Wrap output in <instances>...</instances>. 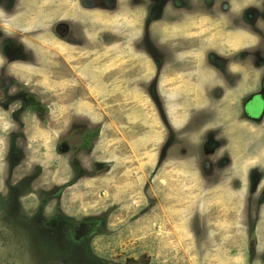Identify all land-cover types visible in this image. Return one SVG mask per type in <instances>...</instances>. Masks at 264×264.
<instances>
[{"label":"rangeland","instance_id":"1","mask_svg":"<svg viewBox=\"0 0 264 264\" xmlns=\"http://www.w3.org/2000/svg\"><path fill=\"white\" fill-rule=\"evenodd\" d=\"M59 2L63 15L43 17L27 38L6 29L18 16L0 20V264H264V207L248 204L243 180L201 184L196 158L184 160L196 154L190 128L175 133L164 115L169 102L199 112L187 81L221 67L208 49L218 41L191 29L198 19L226 25L231 9L238 26L260 34L264 0ZM60 19L64 41L52 31ZM182 22V32H167ZM257 50L258 69L239 75L252 93L264 76ZM253 107L264 111L262 96ZM248 164L231 170L241 177Z\"/></svg>","mask_w":264,"mask_h":264},{"label":"crops","instance_id":"2","mask_svg":"<svg viewBox=\"0 0 264 264\" xmlns=\"http://www.w3.org/2000/svg\"><path fill=\"white\" fill-rule=\"evenodd\" d=\"M82 6L81 3L78 4V9ZM30 8L32 9L31 13ZM63 8L59 0H20L17 3V13L0 15V18L6 21L12 16H18L15 28L6 26V29L10 30L8 32L11 36L18 34L21 37L27 38V33H31L29 32L30 26H36V23L43 17H48L54 11L63 15ZM187 18L184 17L182 20H187L188 24L192 23L193 19L189 16ZM230 18V16L225 18L227 19L226 25L220 21L219 23H214L211 27L208 26L211 23L209 18L207 19L206 17L204 20L199 18V21L196 22V27L191 28H198L200 33L205 31L203 33H207L206 36L209 38V41L211 37L218 41L216 47L210 46L208 49L210 51L212 49L210 55H215L214 57L224 62L222 65L221 60L220 63L216 61L215 65L220 64L222 66L221 69L225 68L224 73H221L219 68L216 69L213 65L207 64L208 67L206 69L199 70L198 73L200 75L197 76L198 78L194 76L187 81V84L192 89L190 92L186 88L185 93L186 97L191 100L192 106L189 105V107L198 109L199 112H194V110L191 112L192 114L187 115L183 105L173 107L169 102L164 115L168 123L167 127H170L175 133L184 135L185 127L190 128L187 137L192 143L187 140L186 147L193 146L196 154H192L190 149L185 155L186 159L184 160H188L190 164L189 159H192V157L196 158L200 166L197 174L201 184L203 182L208 183L211 180L216 183L217 180L221 179H235L234 183L241 184L243 180L245 189L250 194L248 204H251V206L255 205L258 210H261L264 207V111L258 114L257 109H254L252 106H259V99L255 100V103H252V101L255 96L264 97V76L258 87H255V90L258 89L257 92L252 93L251 81L244 82L241 80L242 76L239 77V75L242 73L246 74L248 70L258 69V67L254 68V56L257 53L253 51L259 48L264 49V33L258 34L250 28H233L230 26ZM88 19L89 17H87ZM86 23L89 22L86 21ZM5 25H7V21ZM182 25H184L183 22L180 26L168 28L167 32H182L184 30ZM196 45L198 49L201 48L200 43H196ZM238 53H241V63H237L234 60V56ZM175 59L165 61L163 68H166V71H168V68L175 66ZM186 59L194 63L193 59ZM179 62L182 63L184 60L177 59L175 61V63ZM193 66L195 67V64ZM198 66L205 67V63ZM225 75L236 76L239 80L238 84L235 87L229 85L227 79H225L227 78ZM248 76L246 75L245 78L248 79ZM20 77L26 82L32 79L27 74L22 73H20ZM186 77V79L190 78L189 76ZM158 78L159 75L154 74L152 81ZM217 92H223V95L215 97ZM244 94L245 99L244 97L239 99ZM171 99L177 98L171 96ZM177 101L179 100L177 99ZM177 101L176 104H179ZM248 103L252 105L247 108ZM198 113H200V119L195 118V115H198ZM196 121L197 124H195ZM183 123L185 124L183 125ZM177 124L181 125V127L173 126ZM193 124H195L194 127ZM220 126L223 127V133L218 135L213 131ZM224 148L226 149L225 153L222 152ZM243 161L249 164L247 168L242 170L243 174L239 177L231 168L235 162L240 163ZM231 172L232 176H226ZM255 172L259 174L258 183L253 181V174ZM233 173L235 174L234 176ZM224 176L228 178H223ZM251 206L248 207L251 208Z\"/></svg>","mask_w":264,"mask_h":264},{"label":"flooded vegetation","instance_id":"3","mask_svg":"<svg viewBox=\"0 0 264 264\" xmlns=\"http://www.w3.org/2000/svg\"><path fill=\"white\" fill-rule=\"evenodd\" d=\"M20 0H0V15H2V16H4L5 14H13V13H15L16 12V9H17V3L19 2ZM110 1H112V0H110ZM117 1V0H116ZM183 1H185V2H183ZM182 2H181V0H179V2H181V4H183L182 6L184 7V6H186V4H187V1L188 0H183ZM81 4L83 5V4H86V0H81ZM86 7H87V5H86ZM226 10V9H225ZM227 12H228V16H230V17H232V16H235V15H233V11L231 10V9H227L226 10ZM245 14H246V10L244 11V13H243V15L241 16L242 18H246L245 17ZM237 17V16H236ZM236 17L235 18H231V19H233V22H230V26L231 27H233V28H238V29H242L243 28V26H238L240 23H238L235 19H236ZM238 18V17H237ZM253 18V17H252ZM252 18H249V19H247L246 20V22H249V23H251V20H252ZM0 20L2 21V19L0 18ZM59 22L57 23V25H58V28L56 27H53V34H55V36H57V38L58 39H60L61 41H64L63 39H65L66 38V36H67V32H66V30L64 29V27H61L62 26V22L64 21V20H58ZM66 21V20H65ZM259 21H260V26H261V33L260 34H262V33H264V16L261 18V19H259ZM263 27V28H262ZM250 29H252L251 27H249ZM253 30V29H252ZM254 32H256L255 31V29L253 30ZM4 33H6V32H4V30H0V35H2V34H4ZM256 33H258V32H256ZM28 34V33H27ZM21 37V36H20ZM57 39V40H58ZM14 42H16V41H14ZM7 44H12V41H8L7 42ZM16 44H17V42H16ZM21 47H23L22 46V44H21ZM256 62V61H255ZM222 67V66H221ZM221 67H218L219 69L221 68ZM22 85H26V86H28V84L27 83H23ZM260 97L259 96H255L254 98H253V101H252V103L255 101V100H258ZM263 99H264V97H263ZM255 103V102H254ZM250 105H252L251 103H248V105H247V108L250 106ZM253 107V106H252ZM257 111H258V114H260V111L257 109ZM26 139V138H25ZM25 139H24V141H25ZM22 140H23V138H22ZM87 141L89 142V140H87V139H85V141H84V145H88L87 144ZM23 153V152H22ZM22 161H23V159L20 161V163H22ZM19 163V164H20ZM253 181H255V182H257L258 183V181H259V174L258 173H254L253 174ZM33 192V191H32ZM18 194H20L19 192L17 193V195ZM263 198H264V195H263ZM48 221H51V222H48ZM54 222L56 223H59V219L58 218H56V217H54V218H52V219H50V220H45V223H43L45 226H47V227H52V224H54Z\"/></svg>","mask_w":264,"mask_h":264},{"label":"trees","instance_id":"4","mask_svg":"<svg viewBox=\"0 0 264 264\" xmlns=\"http://www.w3.org/2000/svg\"><path fill=\"white\" fill-rule=\"evenodd\" d=\"M96 136H97V133H96ZM87 144L89 145V142L87 141Z\"/></svg>","mask_w":264,"mask_h":264}]
</instances>
